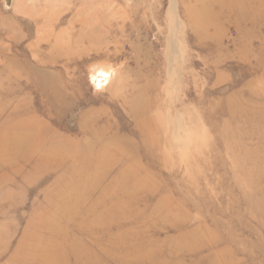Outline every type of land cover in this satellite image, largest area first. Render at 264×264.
I'll list each match as a JSON object with an SVG mask.
<instances>
[{"label": "rangeland", "instance_id": "1", "mask_svg": "<svg viewBox=\"0 0 264 264\" xmlns=\"http://www.w3.org/2000/svg\"><path fill=\"white\" fill-rule=\"evenodd\" d=\"M52 244L264 264V0H0V264Z\"/></svg>", "mask_w": 264, "mask_h": 264}, {"label": "bare ground", "instance_id": "2", "mask_svg": "<svg viewBox=\"0 0 264 264\" xmlns=\"http://www.w3.org/2000/svg\"><path fill=\"white\" fill-rule=\"evenodd\" d=\"M246 3V2H245ZM245 9L247 7L243 6ZM13 116V115H12ZM2 133V131H1ZM26 133V132H25ZM20 133L16 140H13V142L10 145V148H35L36 143L29 141V138L25 137L27 134ZM31 133V132H30ZM3 134V133H2ZM16 135V133H15ZM29 136V135H28ZM7 147V145H6ZM3 148H5L3 146ZM101 160L96 162V165H100ZM57 225V224H56ZM49 232H52L53 234L59 233V229L55 227L54 224H51L49 226ZM46 235V234H45ZM48 236V235H47ZM62 236V234H61ZM44 240V239H43ZM64 244V243H63ZM25 247L23 245L19 246V249L17 250L19 255H15L10 259V264H64L62 259V254L60 253L62 250V245H44L38 249V253H41L37 257L34 258L36 255L34 254L37 249L35 247L29 246L28 249H24ZM75 256L78 257V259L85 257L86 255L90 256V254H85L86 252H75ZM17 258L18 260H16ZM30 258V259H29ZM79 261V260H77ZM68 263V262H67ZM80 264V263H75Z\"/></svg>", "mask_w": 264, "mask_h": 264}, {"label": "water", "instance_id": "3", "mask_svg": "<svg viewBox=\"0 0 264 264\" xmlns=\"http://www.w3.org/2000/svg\"><path fill=\"white\" fill-rule=\"evenodd\" d=\"M11 0H5V2H6V4L7 5H9V2H10Z\"/></svg>", "mask_w": 264, "mask_h": 264}]
</instances>
